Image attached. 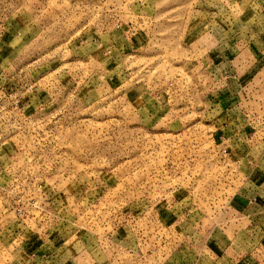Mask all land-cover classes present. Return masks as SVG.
<instances>
[{
  "label": "rangeland",
  "instance_id": "rangeland-1",
  "mask_svg": "<svg viewBox=\"0 0 264 264\" xmlns=\"http://www.w3.org/2000/svg\"><path fill=\"white\" fill-rule=\"evenodd\" d=\"M85 245L264 264V0H0V264Z\"/></svg>",
  "mask_w": 264,
  "mask_h": 264
},
{
  "label": "crops",
  "instance_id": "crops-1",
  "mask_svg": "<svg viewBox=\"0 0 264 264\" xmlns=\"http://www.w3.org/2000/svg\"><path fill=\"white\" fill-rule=\"evenodd\" d=\"M259 203H243L242 212L251 220L258 217L260 213ZM98 257L93 253V247L85 245L80 251L76 252L73 258L70 260V264H100Z\"/></svg>",
  "mask_w": 264,
  "mask_h": 264
}]
</instances>
